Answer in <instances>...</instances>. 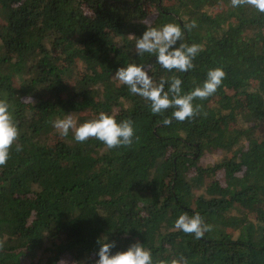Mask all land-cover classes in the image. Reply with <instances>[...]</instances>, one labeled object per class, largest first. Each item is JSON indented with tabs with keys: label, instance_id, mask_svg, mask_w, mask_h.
I'll return each instance as SVG.
<instances>
[{
	"label": "trees",
	"instance_id": "1",
	"mask_svg": "<svg viewBox=\"0 0 264 264\" xmlns=\"http://www.w3.org/2000/svg\"><path fill=\"white\" fill-rule=\"evenodd\" d=\"M167 22L201 45L186 72L136 54L134 37ZM129 61L183 91L209 68L225 76L192 118L164 125L172 109L153 114L112 76ZM0 98L19 131L0 166V264H94L102 235L111 251L143 243L155 264H264V13L231 0H0ZM98 112L131 120L132 142L109 149L52 126ZM181 212L211 230L175 229Z\"/></svg>",
	"mask_w": 264,
	"mask_h": 264
},
{
	"label": "clouds",
	"instance_id": "2",
	"mask_svg": "<svg viewBox=\"0 0 264 264\" xmlns=\"http://www.w3.org/2000/svg\"><path fill=\"white\" fill-rule=\"evenodd\" d=\"M241 4L249 5L258 13H264V0H231L233 8ZM193 26L194 23L185 24L183 28L188 30ZM134 38L137 56L144 53L155 56L156 64L169 71L183 73L192 69L193 59L201 51V45L197 43H184L181 26L172 22L159 26L147 25L142 33ZM149 72L151 69H146L143 64L129 61L117 67L112 76L131 94L144 98L153 114H162L165 110L172 109L171 119L163 116L164 125L170 124L172 119L183 121L192 118L200 109L199 104L194 105V99H203L214 94L225 76L221 67L209 68L199 84L189 91H183L179 76L173 75L170 79L161 78L156 81ZM52 126L62 137L68 136L71 132L72 139L76 142H84L90 137L95 138L109 149L128 145L133 138L131 120H117L114 115L105 112H98L92 118L79 123L70 113H66L53 120ZM18 135V127L9 104L7 100L0 98V166L9 159L10 148L14 146ZM20 147L15 144L16 151H19ZM173 227L184 233H191L194 238L199 239L205 232L210 231L212 226L205 223L198 212L191 215L181 212L175 218ZM96 242L98 248L94 264H155L150 249L139 241L117 251H111L114 242L105 235L98 237ZM159 264H164V261H160ZM171 264L184 262L182 259H174Z\"/></svg>",
	"mask_w": 264,
	"mask_h": 264
},
{
	"label": "rangeland",
	"instance_id": "3",
	"mask_svg": "<svg viewBox=\"0 0 264 264\" xmlns=\"http://www.w3.org/2000/svg\"><path fill=\"white\" fill-rule=\"evenodd\" d=\"M60 264H67L66 260L60 261Z\"/></svg>",
	"mask_w": 264,
	"mask_h": 264
}]
</instances>
